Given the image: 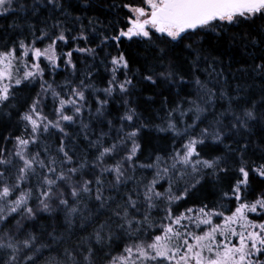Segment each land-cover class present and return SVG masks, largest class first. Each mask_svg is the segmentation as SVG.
<instances>
[{"label":"snow or ice","instance_id":"6c2138e0","mask_svg":"<svg viewBox=\"0 0 264 264\" xmlns=\"http://www.w3.org/2000/svg\"><path fill=\"white\" fill-rule=\"evenodd\" d=\"M13 4L14 0H0V13L9 12ZM46 4L67 15L62 0H46ZM122 7L128 10L125 26L101 41L115 42L117 54L109 53L110 76L102 89L105 98L96 96L97 118L105 115V106L114 94L126 96L134 87L128 75L130 60L120 51L123 41H142L156 50L155 65L161 71L156 72L154 66L143 77L155 84L157 77L174 80L178 73L169 53L203 30L227 32L257 20L264 30V0H130ZM71 31L63 21L53 19L38 35L35 29L30 31L31 42L25 37L0 48V113L7 109L9 118L15 115L23 128L19 135H0L5 141L0 147V262L37 264L44 251L53 249L35 232L26 231L25 221L35 220L40 213L62 212L69 225L80 218L82 230L89 224L94 227L80 238L77 248H64L63 254L49 256L44 264H99L100 253L103 264H264V150L255 160L245 158L247 144L239 146L238 157L237 150L228 145L225 148L231 155L206 151L209 140L222 144L233 134L247 139L245 133H251L256 124L264 127V84L258 98L237 90L236 96L228 97V106L199 128L206 111L202 104L213 101L215 92L197 78L202 95L193 99L189 94L187 109L181 98L168 112L166 126H156L160 132L173 133L172 152L167 158L157 154L153 164H138L142 129L148 125L137 123L140 114L127 99L119 126L115 118L109 119L108 131L101 130L92 140L90 125L83 118L86 107L91 115L86 92L101 90L85 79H66L62 85L44 79L46 69L56 73L61 59L75 71L74 51L95 55L96 49L79 47V41L89 39L84 25L74 36ZM70 39L77 46L58 52L61 42L67 46ZM184 49L190 55L195 53L192 65L197 66L201 50L193 43L184 44ZM121 69L123 80L118 75ZM254 70L264 75V58ZM86 76L91 79L92 72ZM37 80L40 90L33 96ZM22 89H27L23 96L19 95ZM49 94L51 110H47ZM225 95L222 92L221 98ZM177 111L182 117L191 113L192 123L179 128L173 117ZM78 121L94 154L79 151L75 143L70 146L76 137L66 129ZM53 129L59 134L58 141L44 139L54 135ZM8 142H12L11 149ZM153 167L152 179L136 177L138 168ZM208 175L221 183L214 204L195 195ZM254 177L260 180L258 190L252 187ZM165 178L167 187L160 183ZM179 181H184L182 188ZM233 202L235 206H229ZM154 212L162 215L154 216ZM49 236L53 242L59 240Z\"/></svg>","mask_w":264,"mask_h":264},{"label":"trees","instance_id":"16d2710c","mask_svg":"<svg viewBox=\"0 0 264 264\" xmlns=\"http://www.w3.org/2000/svg\"><path fill=\"white\" fill-rule=\"evenodd\" d=\"M62 2L67 15L62 14V10H51L50 6L46 4V0H14L13 8L9 12L0 13V48L5 45L11 47L13 41L18 42L25 37L28 42H31L30 31L35 29L38 35L39 30L45 28L46 25H51L53 19L63 21L66 28L72 29L71 36L76 35L81 30V24H83L89 39L87 43L79 41V47L94 48L96 49L95 55L74 51L75 71L71 66H66L64 60L61 59L56 73L53 74L51 69L48 68L44 79L49 81V83L55 81V84L58 85H62L66 79L76 82L80 79H85L87 83L93 84L96 89L101 90L95 94H93L91 89L86 92L88 103L91 105V115L86 107L83 118L84 122L90 125L88 135L92 140L96 139V135L101 130L108 131L107 121L109 119L115 118L116 126H119L118 117L123 113V101L127 99L129 105L135 107L140 114V119L137 123L142 122L148 125V127L142 129L141 143L143 151L138 153V164H153L157 154L167 158L172 152L173 133L171 131L160 132L156 126H166L168 112L180 102L181 98L185 100L183 108L187 109L189 107L187 103L189 94L193 99L197 95H202V93L198 92V86L195 83L197 78L205 83L207 88L215 92L213 101L202 104L206 111L201 114L203 123L199 124V128H203L212 122L218 113L228 106V97L237 95V90H239L241 95H250L255 98L260 95L261 85L264 84V75H258L254 68L264 58V30L260 28L261 22L257 20L255 24L233 26L227 32L223 30L218 32L203 30L198 36H193L190 40L185 39L169 53V56L174 61L175 71L178 73L174 80L164 81L162 78L157 77V83L155 84L144 81L143 77L150 74L149 69L154 66L156 72L161 71L159 66L155 65L156 50L146 46L142 41H123L120 45V51H124L130 60L128 75L133 79L134 87L130 89L126 96L122 97L119 92L114 94V97L109 99V103L105 106V115L97 118L95 115L96 107L98 106L96 96L101 99L105 98L102 89L107 86L110 76L111 55L117 54L115 42L109 40L101 43V41L105 35L111 36L120 27L125 26V17L128 14V10L124 9L122 5L129 3L130 0H62ZM76 17L80 19L77 21ZM233 34H235L234 39L232 38ZM253 39H255V43ZM47 42L45 41L44 43ZM187 43H193L194 48L201 50V57L197 66L192 65L195 53L190 55V50L184 49V44ZM38 46L43 47L44 44H39ZM76 46V42L70 39L67 46H64L61 42L58 52H66L69 48L74 49ZM44 63L47 64V61ZM165 63H167V59ZM87 72H92L91 79L87 78ZM118 75L119 79L123 80L124 70L121 69ZM180 76L184 77L183 81L180 80ZM39 90L40 83L37 80L31 94L34 96L35 92ZM26 92L27 89H22L19 95L23 96ZM222 92L226 94L223 98H221ZM47 105V110H51L52 97L50 94L47 98ZM7 112L8 110L5 109L3 113H0V135L8 136L10 132L13 135H19L23 131L22 126L17 124L15 115L9 118ZM173 117L179 128H184L185 123H192L191 113L182 117L180 112L177 111L173 113ZM199 128L196 129L197 132ZM66 131L70 136L76 137L74 141L70 140V146L75 143L79 151L83 152L86 150L94 154V150L88 148L84 133L80 130L79 121L68 127ZM52 132L54 135H49L44 139L52 142L58 141L59 134L55 129ZM111 135L114 136L115 131ZM245 136L247 139L235 134L229 135L222 144H213L209 140L207 142L209 147L206 151L212 155H231L225 148V145H228L232 149L237 150L236 156L238 157L239 146L247 144L248 148L245 158L250 157L255 160L264 150V127L256 124L252 128L251 133H245ZM237 141H239V144ZM111 142V139H108V143ZM180 142L182 143V141ZM4 146L5 141L0 139V147ZM7 147L11 149L12 142H8ZM229 166L231 167V163ZM155 171V167L151 169L138 168L135 175L137 178L143 177L150 180ZM160 183L167 187V178ZM201 183L202 187L195 194L196 197L203 199L205 203H216L220 196V181L208 175L204 177ZM131 186L129 184V187ZM179 186L182 188L184 181H179ZM260 186L259 178L254 177L252 179V187L258 190ZM121 191H124V189L122 188ZM112 194L115 195L114 192ZM249 198L251 199V197ZM229 206L234 207V202ZM93 211L95 212L96 209L94 208ZM153 215L159 216L162 213L154 212ZM100 219H104V216L101 215ZM25 224L26 231L35 232L45 244L51 245L53 249L51 252L44 251V254L37 260V264H44L49 256L55 257L57 252L63 254L64 248H77L80 238L91 232L94 227V225L89 224L82 230L80 218H76L74 223L69 225L65 221L62 212L53 214L40 213L35 220L25 221ZM49 233L58 237L59 240L53 242ZM102 256L103 253L98 254L99 264H103Z\"/></svg>","mask_w":264,"mask_h":264},{"label":"rangeland","instance_id":"374dc122","mask_svg":"<svg viewBox=\"0 0 264 264\" xmlns=\"http://www.w3.org/2000/svg\"><path fill=\"white\" fill-rule=\"evenodd\" d=\"M253 217L255 216V214H251ZM262 218H264V217H262Z\"/></svg>","mask_w":264,"mask_h":264}]
</instances>
